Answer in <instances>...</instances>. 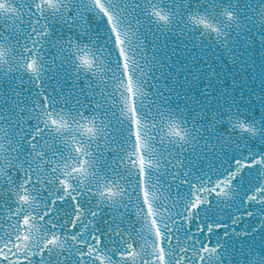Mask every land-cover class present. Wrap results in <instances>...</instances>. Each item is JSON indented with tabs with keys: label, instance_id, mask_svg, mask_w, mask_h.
Instances as JSON below:
<instances>
[{
	"label": "snow or ice",
	"instance_id": "snow-or-ice-1",
	"mask_svg": "<svg viewBox=\"0 0 264 264\" xmlns=\"http://www.w3.org/2000/svg\"><path fill=\"white\" fill-rule=\"evenodd\" d=\"M0 264H264V0H0Z\"/></svg>",
	"mask_w": 264,
	"mask_h": 264
}]
</instances>
